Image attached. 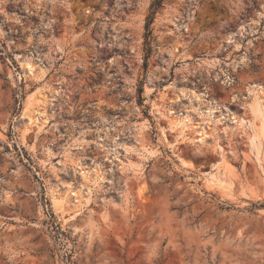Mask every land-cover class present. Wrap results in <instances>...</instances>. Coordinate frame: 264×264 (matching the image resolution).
Segmentation results:
<instances>
[{"label": "rangeland", "instance_id": "374dc122", "mask_svg": "<svg viewBox=\"0 0 264 264\" xmlns=\"http://www.w3.org/2000/svg\"><path fill=\"white\" fill-rule=\"evenodd\" d=\"M151 2L0 0V264H264V0Z\"/></svg>", "mask_w": 264, "mask_h": 264}, {"label": "trees", "instance_id": "16d2710c", "mask_svg": "<svg viewBox=\"0 0 264 264\" xmlns=\"http://www.w3.org/2000/svg\"><path fill=\"white\" fill-rule=\"evenodd\" d=\"M162 3H163V0H152V2L150 3V6H149V14L146 17V22H145V29H146V32H145V45H146L145 46V52L146 53H145L144 64H146L147 56L151 50L150 41H149V37L151 34L150 24L153 21V17H154L155 12L162 5ZM253 205L255 206L256 204H253ZM258 205L264 207V202H261Z\"/></svg>", "mask_w": 264, "mask_h": 264}, {"label": "bare ground", "instance_id": "6f19581e", "mask_svg": "<svg viewBox=\"0 0 264 264\" xmlns=\"http://www.w3.org/2000/svg\"><path fill=\"white\" fill-rule=\"evenodd\" d=\"M26 68L28 69V71L31 73L32 71V68H31V66H30V64H28V65H26ZM260 89V86L258 87V90ZM262 115V123H263V125H264V113H262L261 114ZM184 118V117H183ZM177 123H178V121H177ZM176 123V124H177ZM142 150H143V152H147V151H150V149L148 148V147H146V146H143L142 147Z\"/></svg>", "mask_w": 264, "mask_h": 264}]
</instances>
